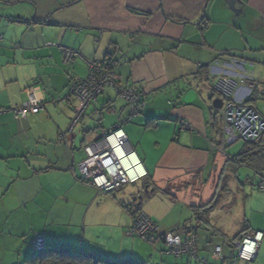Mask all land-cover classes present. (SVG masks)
Here are the masks:
<instances>
[{
	"label": "crops",
	"instance_id": "obj_1",
	"mask_svg": "<svg viewBox=\"0 0 264 264\" xmlns=\"http://www.w3.org/2000/svg\"><path fill=\"white\" fill-rule=\"evenodd\" d=\"M47 43L79 56L64 64L58 46ZM107 58L118 84L140 91L145 106L131 116L109 87L71 127L80 102L69 83L86 76L85 60ZM222 76L235 79V101L253 91L249 105L264 117V0H0V264H21L37 237L42 248L112 262L231 264L233 241L257 231L254 259L237 264H264V191L257 188L264 164L232 161L245 142L235 152L237 140L223 142L222 107L212 106ZM32 85L43 109L16 119L12 108L27 101ZM103 110L113 115L106 123ZM115 126L146 171L117 195L80 181L77 172L85 147ZM237 189L242 209L232 220ZM180 203L179 216L167 218ZM138 209L159 232L204 231L201 261L167 255L161 237L152 248L128 234ZM201 212L205 221L196 222Z\"/></svg>",
	"mask_w": 264,
	"mask_h": 264
},
{
	"label": "built area",
	"instance_id": "obj_2",
	"mask_svg": "<svg viewBox=\"0 0 264 264\" xmlns=\"http://www.w3.org/2000/svg\"><path fill=\"white\" fill-rule=\"evenodd\" d=\"M47 45L55 46L57 44L47 43ZM57 46L62 52L64 64L71 63L74 58L79 56L75 49ZM85 64L87 67L86 76L74 77L68 86L69 94L80 102V106L74 110L71 127L82 117L86 108L109 87H114L118 95L127 103L131 110V116L145 106V99L140 91L131 87L123 88L118 84V77L114 72V61L111 58L85 60ZM216 88L223 99L221 131L224 136V144L232 143L238 139L245 142H256L264 136V117L253 106L232 98L236 88L235 79L231 76H222L218 79ZM37 90L38 87L33 85L25 89L27 101L12 108L16 119L25 118L28 112L38 113L43 109L42 101L37 96ZM93 113L98 115L100 111L95 109ZM181 127L189 129L190 124L187 121H181ZM127 146V138L122 128L117 127L105 131L98 141L85 147L87 157L77 166L78 179L102 192H110L123 185L136 183L146 175V171L134 152L130 151ZM257 188L264 191V181H260ZM159 233L157 225L141 210H136L128 228V234L154 244L160 237ZM261 238L262 233L257 231L252 235L241 234L238 239L234 240L231 264H237L238 261H252ZM33 244L36 249H41V238L34 239ZM164 245L166 254L175 257L186 255L201 261L196 253L197 237L192 231L186 232L183 229L166 231ZM221 250L220 246H216L212 253L213 257H221Z\"/></svg>",
	"mask_w": 264,
	"mask_h": 264
},
{
	"label": "trees",
	"instance_id": "obj_3",
	"mask_svg": "<svg viewBox=\"0 0 264 264\" xmlns=\"http://www.w3.org/2000/svg\"><path fill=\"white\" fill-rule=\"evenodd\" d=\"M205 26V24L203 25ZM51 46V45H48ZM53 46V45H52ZM57 46V45H55ZM206 67V66H205ZM205 67L200 68V72L205 73ZM69 93V92H68ZM254 92L248 96L246 101H243L245 104H250L249 100L254 97ZM116 127V126H115ZM114 127V129H115ZM117 128V127H116ZM232 161L235 164L241 162L247 164L249 167H257V164H264V141L256 142H245V147L240 151L239 154L232 157ZM260 161V162H259ZM256 166V167H255ZM205 213L201 212L195 215L196 222L205 221L203 216ZM186 232H194L196 234L195 227L182 228ZM197 252V249H196ZM171 255V254H167ZM173 256V255H171ZM183 256V255H182ZM175 257V256H174ZM181 257V256H180ZM21 264H142L134 260H124V261H115L112 262L108 258L102 255L89 254V253H76L59 248H42L34 250L33 253L28 255Z\"/></svg>",
	"mask_w": 264,
	"mask_h": 264
},
{
	"label": "rangeland",
	"instance_id": "obj_4",
	"mask_svg": "<svg viewBox=\"0 0 264 264\" xmlns=\"http://www.w3.org/2000/svg\"><path fill=\"white\" fill-rule=\"evenodd\" d=\"M102 116H103L102 117V121L105 119V123L107 122V119H111L113 117L112 113H108L107 110H103ZM98 117L100 118V116H97V117H95L94 120L99 119ZM244 142H245L244 140L238 139L237 141H235L234 143H232L230 145V147H234L236 144H238L237 147H235L233 149V151L235 152L238 148H240L242 146V144H244ZM243 171L246 172V170H243ZM243 171H241L242 172L241 173L242 176H244L243 175ZM132 186L130 185L129 187H132ZM125 188H128V185L127 184L125 186H123V189H125ZM119 192L120 191H118L117 189H116V191L113 190V194H115V195H117ZM108 194L110 195V193H108ZM235 194H236V204H235V209H234L235 211H232V213H231V214H233V217L231 218L232 220H235V219L238 218V213L241 212V209H242V198H241L242 197V192L237 189V191H236ZM143 201H145V200L142 199V202ZM146 201H148V200H146ZM143 206H144V210H145L146 209L145 208L146 207V202L143 203ZM181 210H182V203H180L178 206H172V208L170 210L171 212H170L169 216H167V218H173V217L179 216ZM237 229H238V227H237ZM236 232L237 231H236V227H235V228H233V230L229 234H234ZM207 234H210V236L213 237L214 239L220 238L221 240H223L224 236H226L225 234L224 235H216V236H213V233L212 232L207 233ZM205 236H206V233L204 231H201V229L198 230V237H199V239H197V240H198V242L200 243L201 246L204 244ZM137 240L142 241L140 238H137ZM142 242L145 243L146 245H148L149 247L154 248V244H150V243H147V242H144V241H142ZM157 252L160 253V254H162L160 251H157Z\"/></svg>",
	"mask_w": 264,
	"mask_h": 264
},
{
	"label": "water",
	"instance_id": "obj_5",
	"mask_svg": "<svg viewBox=\"0 0 264 264\" xmlns=\"http://www.w3.org/2000/svg\"><path fill=\"white\" fill-rule=\"evenodd\" d=\"M222 103H223L222 99L219 97H216L213 100L212 106L216 109H220L222 107ZM164 233H165V231H160V233H159L162 242H164Z\"/></svg>",
	"mask_w": 264,
	"mask_h": 264
}]
</instances>
